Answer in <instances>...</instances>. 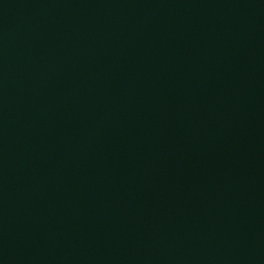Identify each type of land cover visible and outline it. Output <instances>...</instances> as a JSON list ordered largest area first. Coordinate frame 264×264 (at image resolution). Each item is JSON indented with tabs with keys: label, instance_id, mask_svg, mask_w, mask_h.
I'll return each instance as SVG.
<instances>
[{
	"label": "water",
	"instance_id": "95a60500",
	"mask_svg": "<svg viewBox=\"0 0 264 264\" xmlns=\"http://www.w3.org/2000/svg\"><path fill=\"white\" fill-rule=\"evenodd\" d=\"M0 264H264V0H0Z\"/></svg>",
	"mask_w": 264,
	"mask_h": 264
}]
</instances>
